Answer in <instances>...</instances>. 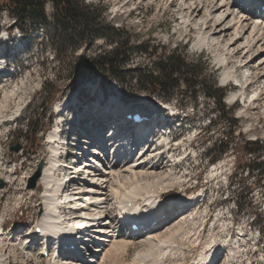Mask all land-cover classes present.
<instances>
[{
    "label": "rangeland",
    "instance_id": "rangeland-1",
    "mask_svg": "<svg viewBox=\"0 0 264 264\" xmlns=\"http://www.w3.org/2000/svg\"><path fill=\"white\" fill-rule=\"evenodd\" d=\"M86 1L102 2L108 7V20L114 19L118 25H126L129 33L139 40L160 44L159 54L178 44H187L190 53L205 54L210 66L203 76L208 83L214 77L218 87L226 91V110L232 119L238 120L233 147L219 160L210 162L212 155L207 152L213 149L214 144H219V140L227 139L228 123L219 120V113L214 110L216 103L213 98L206 97L203 90L198 91V106L190 105L184 111L178 108L179 116H174L178 119L176 122L175 119H169L163 108H158L162 105L177 108L163 95L155 94L151 98L145 90L133 86L123 88L114 81L92 74L80 77L78 85L71 86V79L77 78L73 71L70 72L76 57L99 53L106 46L105 42L99 39L91 47L82 46L73 53L68 52L64 62H60L43 28L30 27L28 24L22 32L14 16L7 10H0V50L6 46L5 54L0 53V57L5 56L7 60L6 74L0 77V215L3 216L6 230L0 254L6 250L11 256L7 264H45L38 243L33 252L26 253L22 245L24 238L20 237L21 244L12 239L35 226L44 186L40 177L32 187V179L40 168L43 171L48 164L51 154L50 133L52 127L61 121L66 127L73 124L78 139L91 137L92 130L97 134L104 131L108 135L110 127L121 125L123 134L136 133L143 140L147 136L148 140L154 141L171 126L167 136L173 137L175 142L170 144L169 152H173L180 160L174 164L175 172L183 175L184 181L190 179L191 183L162 190L161 202L168 207L182 198H188V195H196L200 198L196 210L204 212L205 220L200 227V238L194 244L181 245L180 251L173 257L175 261L168 264H191L192 259L215 245L214 238L226 245L227 242L231 243L224 247L226 251L236 248L235 264H264V237L259 232L257 219L254 220L257 214L264 217V179L259 184L257 171L249 175L248 171L243 172L240 167L242 162L254 161L257 157L242 152L244 141L251 139L264 142V79L259 77L264 73V65L257 74L254 73L261 58L264 61V49L244 48L250 39L251 29L228 50L225 46L233 42H228L231 35L243 28L232 24L226 35L218 32L220 20L226 17L224 13L218 15V11L207 17L208 24L204 26L203 10L207 5L204 0ZM263 1L258 2L261 4ZM198 4L200 7L196 9ZM46 11L51 14L53 7L47 4ZM237 14L235 10L225 22L231 21ZM253 16L257 22L260 21V15ZM225 26L229 24H223L222 28ZM205 32H208L206 42L209 37L215 38L209 45L199 43ZM7 36L11 38L5 41ZM219 57L223 59L222 62ZM149 60L146 55H137L131 64L147 63ZM227 70L233 71L235 75V80L232 79L228 84L223 82V74ZM243 75L251 76L248 82H245ZM44 82L53 83L54 90L58 91L46 100H43ZM7 91H13L15 95L5 102L4 94ZM137 106L143 107L144 112L140 113L142 120L134 122L126 116V111L135 112ZM31 120L45 126L36 137L34 133L24 135L26 125ZM213 121L218 122L214 127L211 124ZM148 130L151 131L147 134ZM134 140L131 141L134 143ZM143 140L140 145L135 144L130 161L137 158ZM17 145H21V149L14 151ZM154 147L165 149V145L158 141L151 149ZM81 158L84 159V156ZM162 160L170 165L166 154H163ZM9 175L12 176L10 179ZM232 178L234 180L230 186ZM185 187L188 188L186 192ZM98 245L95 244L92 249L98 248ZM136 252L132 248L129 257Z\"/></svg>",
    "mask_w": 264,
    "mask_h": 264
},
{
    "label": "bare ground",
    "instance_id": "bare-ground-1",
    "mask_svg": "<svg viewBox=\"0 0 264 264\" xmlns=\"http://www.w3.org/2000/svg\"><path fill=\"white\" fill-rule=\"evenodd\" d=\"M204 1L207 4L205 8L203 6L204 26L208 24L207 17L218 11L220 12L218 15L226 14V17L220 20L218 26L221 28L218 32L226 35L235 25L243 28L240 32L235 31L231 38L229 37L228 42L230 40L233 42L226 44L225 47L228 50L243 39L250 29V39L244 48L264 49L263 23L253 18L256 9L261 8L264 1L261 4L259 0ZM236 2L239 6H236ZM254 4L255 8L252 7ZM250 5L251 7L247 9L246 7ZM199 7L200 4L196 9ZM235 10L238 11V16L225 22ZM233 21L236 22L232 23ZM223 24H229V26L222 28ZM207 37L208 32L203 33L199 43L209 45L215 39L209 37L206 42ZM262 52L264 53V50ZM218 59L220 62L223 60L220 57ZM258 64L254 73L264 65L263 58ZM5 72L6 67L0 64V73ZM223 75L224 83L235 80L233 71L227 70ZM250 77L243 75L245 82H248ZM259 77L264 79V73H261ZM3 80L8 81V79ZM12 95H15L13 91H7L4 94L5 102ZM149 131L151 130L146 133L148 134ZM94 133L92 137L73 142L72 145L75 147L68 151L69 155L66 157L59 156L57 152L65 145L69 146L70 143L66 144L63 140L58 141L65 138L58 139L55 131L50 133L49 148L52 153L48 164L41 172L40 181L43 183L44 192L41 196L42 201H39V211L36 212L38 216H36L35 226L20 236L17 234L12 240L21 244L20 237L24 238L25 244L22 243V245L26 253L33 252L38 243L40 255L44 257L45 264H168L170 261H175L173 257L180 251L181 245L194 244L200 238L202 232L200 227L205 220V215L200 210L193 211V206L183 198L175 205L169 204L168 207L161 202L163 200L162 190L171 189L177 185L182 186L184 181L182 179L184 176L175 172V165L168 166L162 160L161 154L167 149L163 147L159 148L160 151L156 148L151 149L157 141L159 144H165L167 138L163 136L160 140L152 141L146 136V140H143L141 135L134 133L135 137L129 133L123 139H119L121 134L118 131L116 138L108 137L104 131L99 132L100 135ZM131 140H134V143ZM141 140H143V145L137 153V158L130 161V156L136 147L135 144L140 145ZM126 144L130 148H126ZM92 145L98 146L101 152L97 155L98 151L94 150L87 158V149L93 147ZM82 156L86 159L81 158ZM172 158L177 159L176 155ZM69 159L77 164L68 165ZM11 177L9 175L8 178ZM68 181L70 182L69 187ZM61 187H64L62 196L58 191ZM63 195H66L64 201H69V203L61 206L60 198ZM67 206L70 211L62 212L61 208ZM102 215H105V219L97 221L96 219ZM131 217L135 219L133 222H130ZM2 221L3 216L0 215V246L6 234ZM85 222L90 225L89 228L83 229L82 224ZM132 223L138 224L140 229L129 231ZM40 224L47 229L44 235H36L34 232L35 227ZM50 228H55V232H48ZM58 232H61L62 239H57ZM95 242L99 243L98 248L89 249L88 246ZM214 242L215 245H211L209 250L202 252L198 258L192 259L191 264H220L223 259V264H235L236 248L226 251L224 247L231 245L230 242L226 245L216 241V238ZM71 244H77L78 248L86 247L87 251H90L89 257H84L77 249L72 250ZM132 248L137 252L129 257ZM5 251L3 250L0 254V264H7L11 259ZM45 253H47L46 257Z\"/></svg>",
    "mask_w": 264,
    "mask_h": 264
},
{
    "label": "trees",
    "instance_id": "trees-1",
    "mask_svg": "<svg viewBox=\"0 0 264 264\" xmlns=\"http://www.w3.org/2000/svg\"><path fill=\"white\" fill-rule=\"evenodd\" d=\"M47 4L53 7L51 14L46 11ZM0 10L9 11L22 32L28 24L30 27L43 28L46 39L60 62H64L68 52L73 53L82 46L91 47L99 39L105 42L106 46L99 53L76 57V63L70 66V72L73 71L77 78L71 79V86H77L80 77L92 74L114 81L123 88L133 86L145 90L151 98L155 94L163 95L183 111L190 105L198 106V91L203 90L205 96L213 98L216 103L214 110L219 113V120L228 123L227 139L219 140V144H214L213 149L207 152L212 155L211 161L219 160L233 147L238 120L232 119L226 110V91L218 87L214 77H211L209 83L204 78L203 74L210 66L205 54L190 53L187 44L166 48L159 54L160 44H153L151 40H139L129 33L126 25H118L114 19L108 20V7L102 2L0 0ZM107 46L109 47L106 48ZM137 55H146L150 60L132 65L131 62ZM43 92V100L58 93L51 82H44ZM211 124L214 127L218 122L213 121ZM26 127L24 135L34 133L35 137L45 128L36 120L29 121ZM241 148L244 154L257 156L254 161L242 162V171H248L249 175L257 171V182L261 184L264 179V142L246 139ZM233 180L234 178L231 179L230 186ZM256 216L254 220L257 219L259 232L264 237V217L260 214Z\"/></svg>",
    "mask_w": 264,
    "mask_h": 264
},
{
    "label": "water",
    "instance_id": "water-1",
    "mask_svg": "<svg viewBox=\"0 0 264 264\" xmlns=\"http://www.w3.org/2000/svg\"><path fill=\"white\" fill-rule=\"evenodd\" d=\"M20 149H21V145H17L16 147L13 148L14 151H19ZM41 172H42V168H40V170L38 171L36 176L32 179V187L35 186L36 181L41 177ZM1 185H3V184H1Z\"/></svg>",
    "mask_w": 264,
    "mask_h": 264
}]
</instances>
